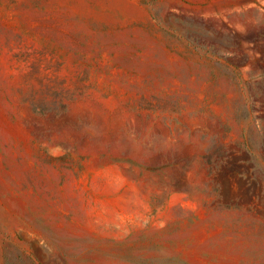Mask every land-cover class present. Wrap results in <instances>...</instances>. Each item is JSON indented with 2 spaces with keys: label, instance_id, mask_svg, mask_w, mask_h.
Here are the masks:
<instances>
[{
  "label": "rangeland",
  "instance_id": "obj_1",
  "mask_svg": "<svg viewBox=\"0 0 264 264\" xmlns=\"http://www.w3.org/2000/svg\"><path fill=\"white\" fill-rule=\"evenodd\" d=\"M0 264H264V0H0Z\"/></svg>",
  "mask_w": 264,
  "mask_h": 264
}]
</instances>
